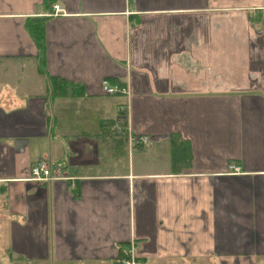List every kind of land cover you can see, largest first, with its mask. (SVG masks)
<instances>
[{"label":"crops","instance_id":"crops-1","mask_svg":"<svg viewBox=\"0 0 264 264\" xmlns=\"http://www.w3.org/2000/svg\"><path fill=\"white\" fill-rule=\"evenodd\" d=\"M0 245L264 264V0H0Z\"/></svg>","mask_w":264,"mask_h":264},{"label":"built area","instance_id":"built-area-1","mask_svg":"<svg viewBox=\"0 0 264 264\" xmlns=\"http://www.w3.org/2000/svg\"><path fill=\"white\" fill-rule=\"evenodd\" d=\"M61 7L58 4L54 5V12L60 10ZM102 87L107 93H114V92H124L125 87L119 84H111L106 79L102 81ZM136 136V135H135ZM133 136L131 139L134 142H143L147 139L146 135H137V137ZM231 167H233L235 170L238 169V166L231 164ZM31 173L33 177L38 179H48L52 178L53 174L51 171L50 166L48 165L47 161L44 159H39L35 161L32 164L31 167ZM124 264H140V261L137 260L132 254H130V257L128 259L124 260Z\"/></svg>","mask_w":264,"mask_h":264},{"label":"trees","instance_id":"trees-1","mask_svg":"<svg viewBox=\"0 0 264 264\" xmlns=\"http://www.w3.org/2000/svg\"><path fill=\"white\" fill-rule=\"evenodd\" d=\"M52 0H48V3H51ZM30 30L32 32V34L34 35V38L36 39V42L38 44V47L40 48V50L42 49V45H43V35L40 32L41 30L39 29V27H35L34 25L30 26ZM51 84L52 87L54 88V90H58L60 89V91H64L65 93L68 92H73L75 93V91H77V89L75 90V87L77 84L72 83V82H68L64 79H60V78H55L51 76ZM75 84V85H74ZM123 113V111H121ZM137 137V135L135 136Z\"/></svg>","mask_w":264,"mask_h":264},{"label":"rangeland","instance_id":"rangeland-1","mask_svg":"<svg viewBox=\"0 0 264 264\" xmlns=\"http://www.w3.org/2000/svg\"><path fill=\"white\" fill-rule=\"evenodd\" d=\"M5 255H6V252H5L4 247L0 245V264H7L3 260V258L5 257ZM12 264H26V263H22V262L16 260V261H13ZM28 264H30V263H28ZM140 264H141V262H140Z\"/></svg>","mask_w":264,"mask_h":264}]
</instances>
